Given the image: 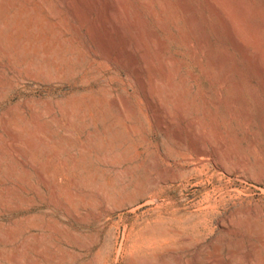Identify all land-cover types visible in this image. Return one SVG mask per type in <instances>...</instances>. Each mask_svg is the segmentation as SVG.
I'll list each match as a JSON object with an SVG mask.
<instances>
[{
  "label": "rangeland",
  "instance_id": "1",
  "mask_svg": "<svg viewBox=\"0 0 264 264\" xmlns=\"http://www.w3.org/2000/svg\"><path fill=\"white\" fill-rule=\"evenodd\" d=\"M0 264H264V0H0Z\"/></svg>",
  "mask_w": 264,
  "mask_h": 264
},
{
  "label": "bare ground",
  "instance_id": "2",
  "mask_svg": "<svg viewBox=\"0 0 264 264\" xmlns=\"http://www.w3.org/2000/svg\"><path fill=\"white\" fill-rule=\"evenodd\" d=\"M171 13H172V12H171ZM172 14H173V13H172ZM172 14H171V15H172ZM112 41H113V40H112ZM146 91H147V90H146ZM217 142H218V141H217ZM207 151H208V150H207ZM203 157H204V156H203ZM200 158H201V157H200ZM205 159H208V158H205Z\"/></svg>",
  "mask_w": 264,
  "mask_h": 264
}]
</instances>
